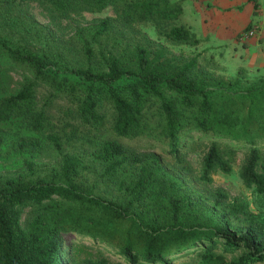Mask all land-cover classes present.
Instances as JSON below:
<instances>
[{
  "label": "trees",
  "instance_id": "trees-1",
  "mask_svg": "<svg viewBox=\"0 0 264 264\" xmlns=\"http://www.w3.org/2000/svg\"><path fill=\"white\" fill-rule=\"evenodd\" d=\"M37 1L59 16L111 6L115 16L94 26L95 38L112 32L117 23H151L159 37L172 43L199 42L183 22L185 0ZM14 3L0 0V5ZM1 35L0 150L4 129H14L20 134L12 143L14 152L40 151L49 144L61 160L50 179L0 177V264H66L63 246L71 236L109 247L126 264H179L187 257L199 259L198 264H264V218L246 201L220 188L195 195L166 169L158 152L131 149L122 141L152 135L185 175L193 171L187 151H200L205 181L216 170L229 173L242 153L240 179L264 194V85L233 93L223 82L198 77L207 73L196 59L173 65L142 45L127 56L124 51L102 55L103 66L96 67L92 47L83 39L88 61L76 66ZM11 72L25 78L16 90L10 87ZM39 85L50 89L41 104ZM57 98L70 104L63 114L77 123L71 124L67 142H90L91 156L110 179L128 167L133 170L121 182L122 198L108 199L85 187L81 175L89 166L80 153L65 151L54 130L49 109ZM153 103L158 122L152 128ZM26 165L33 170L31 161Z\"/></svg>",
  "mask_w": 264,
  "mask_h": 264
},
{
  "label": "rangeland",
  "instance_id": "rangeland-1",
  "mask_svg": "<svg viewBox=\"0 0 264 264\" xmlns=\"http://www.w3.org/2000/svg\"><path fill=\"white\" fill-rule=\"evenodd\" d=\"M258 9L260 10L258 12H261V26L264 28V6H260ZM249 13V7H245L237 20L241 23L245 18H250ZM203 14L202 11L198 13L199 16ZM107 16H115L111 6L100 12L83 10L71 12L67 16H59L37 0H16L14 4L0 5V33L3 38L15 45L26 46L39 52L59 56L62 60L76 66L87 64L88 59L84 54L83 47V39H86L94 52V60L91 63L96 67L103 66L102 55L109 52L124 51V55L127 56L131 54L130 51L136 45H142L151 51L152 56H159L160 59L169 61L173 65H181L191 59H196L198 66L205 70L208 75L204 76L197 73L198 77H205L211 84H214V81L223 82L226 89L233 93L242 92L249 87L264 85V67L254 64L250 49L241 50L242 52L240 49H233L232 36L221 38L219 41L221 49L204 44L202 47L201 45L186 43L177 44L159 37L151 23L125 24L121 22L117 23L118 26L112 32L95 38L94 26ZM182 17L184 16L182 15ZM188 17L186 15L185 19L187 20ZM183 22L189 29L188 23H185V20ZM190 31L193 36H198L195 31ZM205 35V32L202 35L199 33V36ZM235 36H237L236 32L233 37ZM243 47H249V44H243ZM259 49H264V46L262 45ZM11 73L13 81L10 87L12 90H16L25 78L19 73ZM49 95L50 89L48 87L36 86V97L39 104L43 103ZM52 101L53 104L49 111L55 123L54 130L61 136L65 151L80 153L84 163L89 166L87 170H83L81 175L84 178L85 187L96 195L108 199L122 198L124 193L120 187L121 182L129 180L133 170L128 167L120 171L114 179L104 175L103 167L90 154L92 148L90 142H77V144L67 142V135L73 131L71 124L77 125L73 117H65L63 114V109L69 107L70 104L65 98H57ZM156 108V103L149 107V121L152 128L158 122ZM64 121L70 124L64 127L62 125ZM75 130L78 133L80 129L76 127ZM4 132L6 142L0 150V177L24 175L32 178L50 179L55 176L61 160V154L56 149L47 144L40 151L14 152L11 146L20 134L14 129H4ZM122 141L131 149L152 148L158 152L163 165L168 171L184 181L187 191L201 196L212 189L220 188L230 197H237L246 201L250 211L257 217L264 218V194H258L253 188L246 187L239 177L238 171L243 158L242 153L238 154L229 173L216 170L211 174V180L205 181L200 178V151H187V158L193 171L191 174L185 175L176 168L171 155L165 152V146L155 142L156 139H153L152 135ZM26 161H31L32 171L27 167ZM63 248V259L66 264H99L98 262L101 260H106V264H126L122 257L116 255L109 247L93 240L82 239L79 236L67 238ZM198 260L187 257L177 263L192 261L193 264H198Z\"/></svg>",
  "mask_w": 264,
  "mask_h": 264
},
{
  "label": "crops",
  "instance_id": "crops-1",
  "mask_svg": "<svg viewBox=\"0 0 264 264\" xmlns=\"http://www.w3.org/2000/svg\"><path fill=\"white\" fill-rule=\"evenodd\" d=\"M255 3L256 7H254ZM260 6H264V0H185L183 2L184 17L182 18L185 23H188L189 29L197 33L196 38L199 42L196 45L202 47L204 44L221 49L219 42L221 38L232 36L233 49H240V51L250 49L254 64L264 67V49H259L262 45L264 46V28L260 22L261 12H258ZM245 7H249V14L252 18H245L240 23L237 18ZM201 11L204 14L199 16L198 13ZM186 15L189 16L187 20ZM249 22L251 25L255 24L256 33L244 38L242 34ZM203 32L206 35L199 36V33L202 35ZM235 32L237 36L233 37ZM243 44H249V47H243Z\"/></svg>",
  "mask_w": 264,
  "mask_h": 264
},
{
  "label": "built area",
  "instance_id": "built-area-1",
  "mask_svg": "<svg viewBox=\"0 0 264 264\" xmlns=\"http://www.w3.org/2000/svg\"><path fill=\"white\" fill-rule=\"evenodd\" d=\"M255 33H256V27H255V24H253L251 25V27H249L248 29L244 31V33L242 34V37L244 38L251 37L255 35Z\"/></svg>",
  "mask_w": 264,
  "mask_h": 264
}]
</instances>
